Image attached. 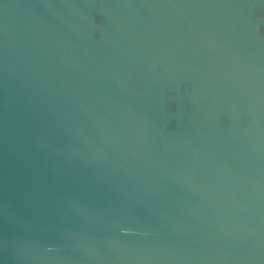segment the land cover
Returning <instances> with one entry per match:
<instances>
[{"label": "water", "instance_id": "obj_1", "mask_svg": "<svg viewBox=\"0 0 264 264\" xmlns=\"http://www.w3.org/2000/svg\"><path fill=\"white\" fill-rule=\"evenodd\" d=\"M0 264H264V0H0Z\"/></svg>", "mask_w": 264, "mask_h": 264}, {"label": "clouds", "instance_id": "obj_2", "mask_svg": "<svg viewBox=\"0 0 264 264\" xmlns=\"http://www.w3.org/2000/svg\"><path fill=\"white\" fill-rule=\"evenodd\" d=\"M170 108H171V106H170Z\"/></svg>", "mask_w": 264, "mask_h": 264}]
</instances>
